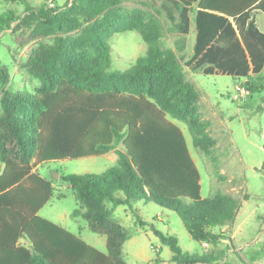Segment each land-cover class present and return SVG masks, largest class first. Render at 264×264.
Segmentation results:
<instances>
[{"label": "trees", "instance_id": "16d2710c", "mask_svg": "<svg viewBox=\"0 0 264 264\" xmlns=\"http://www.w3.org/2000/svg\"><path fill=\"white\" fill-rule=\"evenodd\" d=\"M177 1L229 18L264 8V0ZM125 3L73 0L34 7L25 2L23 16H0V33L34 29L35 37L55 36L24 63L41 80L34 93L8 85L9 74L0 67L6 87L0 98V264H127L123 247L129 235L113 218V208L127 207L144 225L134 209L143 198L176 213L198 243L218 241L222 229L235 223L242 200L226 194L203 198L200 170L183 131L172 122H184L195 145H203L200 135L210 123L200 120V95L180 58L161 44L167 31L160 13L142 1L137 5L146 13L127 14ZM128 31L141 34L147 54L125 71L113 70L110 40ZM244 86L248 95L262 94L264 74L249 77ZM118 146L119 161L104 174L62 177L77 200L72 217L106 237L103 252L39 216L55 187L36 167L101 156ZM163 240L176 264H229L215 253H183L176 237Z\"/></svg>", "mask_w": 264, "mask_h": 264}, {"label": "rangeland", "instance_id": "374dc122", "mask_svg": "<svg viewBox=\"0 0 264 264\" xmlns=\"http://www.w3.org/2000/svg\"><path fill=\"white\" fill-rule=\"evenodd\" d=\"M68 1L54 0L58 6H63ZM142 1L144 0H126L122 8L124 13L131 15L137 11L146 13L137 5ZM25 2L40 7L52 6L53 1L0 0V16L8 12H13L17 17L23 16ZM33 31L34 29L16 32L6 30L0 33V67L5 68L9 74L8 85L16 89H28L34 93L41 86V80L30 73L24 63L43 45H52L55 36L35 37ZM69 35L77 36L76 33ZM110 45L112 69L116 71L129 69L138 58L147 54V45L137 31L113 35ZM238 82L231 76L209 77L204 81L205 91L201 90L202 98H199L196 104V111L201 122L210 123V127H206L203 135H200L203 145H195L192 133H187V138L191 154L201 173L203 195L207 198L215 194L237 195L242 200V205L248 200L242 211L240 210L239 221L247 220L249 213L254 209H257L256 215L248 218L246 225L238 233L235 245L228 238L229 233L224 231L220 232L223 237L216 242L198 243L188 233L176 213L143 198L134 204V209L139 210V216L146 224L139 226L132 222L125 223L129 238L124 244L123 256L127 264H176L173 262L174 252L170 245L164 242L163 237H176L179 247L185 254L215 253L223 262L229 264H264V171L260 169L264 163V154L248 143V138L258 140L260 136L256 131L264 128V114L258 112L264 94L245 93L240 100H235V95L238 94L235 85ZM5 88L0 82V98ZM209 98L215 104L220 103L222 111L208 110L204 101ZM2 113L0 104V116ZM209 138L214 141L211 146L205 144L210 142ZM254 165H257V169H253ZM110 166L111 164L104 159H99L98 163H95L90 158L43 163L39 172L54 185L55 195L41 209L39 216L63 226L88 244L106 252L105 237L91 232L85 219L72 217L77 209V200L62 177L69 174L101 175ZM223 170L226 174L221 173ZM229 179L233 180L230 183L233 190L227 185ZM210 180H214L218 187L212 188ZM241 181H244V185L240 183ZM244 194H248V199ZM122 209L123 207H120V210ZM205 244H208V247H205Z\"/></svg>", "mask_w": 264, "mask_h": 264}, {"label": "crops", "instance_id": "0c3cea01", "mask_svg": "<svg viewBox=\"0 0 264 264\" xmlns=\"http://www.w3.org/2000/svg\"><path fill=\"white\" fill-rule=\"evenodd\" d=\"M144 1L152 4L159 11L161 20L165 24L167 31L166 36L161 40V44L163 48L174 51L180 58L186 79L194 84L199 92L200 98H202L201 90L205 91L203 87L204 81L209 77L231 76L236 78L239 81L235 85L237 89L240 85L244 84L249 77H258L264 74L263 7L257 6L238 18H229L219 14L201 11L197 7H185L177 0ZM131 4L134 5L132 2ZM151 12L153 13V11ZM205 94L209 95L208 93ZM262 94H264V92ZM204 103L211 112L222 111L220 103L215 104L211 98L205 100ZM260 103L261 105L258 108V112L263 115L264 97L261 98ZM172 122L181 128L190 149L189 140L187 138V133H190L188 126L184 122L176 119H172ZM223 125H225V123ZM256 133L260 136L258 140L248 138V143L264 154V128L260 131H256ZM121 151L122 146H118L104 155L89 158L95 163H98L99 159H104L106 162L110 163L111 166L104 171L105 173L109 168L118 163L119 152ZM40 166L41 165H38L36 170L39 171ZM256 166L257 165H254L253 169H257ZM260 167V169L264 171V163L261 164ZM221 173L226 174V171L223 170ZM210 181L212 188L218 187L214 184V180ZM231 182H233V180L229 179V184L227 185L232 189ZM201 183L202 196L203 198H207L203 195V181H201ZM240 183L244 185V181ZM235 190L238 192L237 189ZM212 192L213 191H211V194ZM230 195L232 194L230 193ZM213 196L214 195H211L210 197ZM233 196L237 197V195ZM247 201H245V204ZM245 204L241 205V211ZM120 207H123V209L120 210ZM136 210L139 215V210ZM240 210L235 223L232 226L222 229V231L229 233L228 238H230L234 245L238 233L242 231L246 225V221L249 220L248 218L254 217L257 213V209H254L249 213L247 220L239 221ZM113 218L118 223L123 222L120 224L124 228L127 222H132L134 225H141L138 223L133 212L124 206L113 208ZM143 222L145 225L146 221ZM104 244L107 248L106 237ZM91 246L95 247L94 245Z\"/></svg>", "mask_w": 264, "mask_h": 264}, {"label": "built area", "instance_id": "2783aa9c", "mask_svg": "<svg viewBox=\"0 0 264 264\" xmlns=\"http://www.w3.org/2000/svg\"><path fill=\"white\" fill-rule=\"evenodd\" d=\"M53 2H51V5L54 6L56 5V3L54 2V0H52ZM73 0H69V2H72ZM236 91L238 92L237 95H235V100H240L242 98V96L246 93V88L244 86V84L240 85ZM205 247H208V244L204 245Z\"/></svg>", "mask_w": 264, "mask_h": 264}]
</instances>
